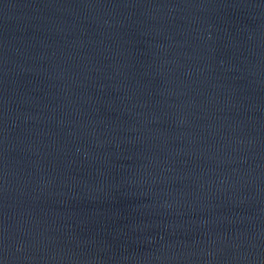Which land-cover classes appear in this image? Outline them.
Segmentation results:
<instances>
[{
    "label": "water",
    "instance_id": "water-1",
    "mask_svg": "<svg viewBox=\"0 0 264 264\" xmlns=\"http://www.w3.org/2000/svg\"><path fill=\"white\" fill-rule=\"evenodd\" d=\"M0 264H264V0H0Z\"/></svg>",
    "mask_w": 264,
    "mask_h": 264
}]
</instances>
